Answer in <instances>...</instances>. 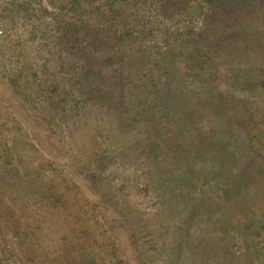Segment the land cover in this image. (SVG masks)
<instances>
[{"label": "rangeland", "instance_id": "374dc122", "mask_svg": "<svg viewBox=\"0 0 264 264\" xmlns=\"http://www.w3.org/2000/svg\"><path fill=\"white\" fill-rule=\"evenodd\" d=\"M42 3L53 9L47 0ZM33 7L34 18L19 20L15 30L0 19V43L7 30L22 39L34 36V47L43 45L37 60H48L47 77L52 78L60 56L44 51L53 44L48 19L37 2ZM191 25L197 27L199 19ZM42 33L46 40L40 44ZM249 46L263 57L264 45ZM5 54L0 60V264L68 259L104 264L111 257L123 264H264V157L246 145L243 124L250 116L241 106L248 96L252 99L255 132H263L259 106L264 93L247 92L224 77L202 80L183 73L164 81L162 73L179 68L160 59L153 67L158 88L152 105L136 114L134 123H121L111 107L92 105L51 131L2 76V65L14 64L7 50ZM218 93L229 102L221 115L225 102L209 101ZM154 125L169 134V141L162 161L149 164L133 141ZM199 140L224 144L225 170H213L208 154L201 171L191 173ZM96 152L103 154L104 163L105 154L110 159L104 196L91 176L97 172L92 162ZM177 152L182 156L177 158ZM199 181L206 185L190 188ZM234 181L244 185L228 194ZM160 224L164 229L153 232Z\"/></svg>", "mask_w": 264, "mask_h": 264}, {"label": "trees", "instance_id": "16d2710c", "mask_svg": "<svg viewBox=\"0 0 264 264\" xmlns=\"http://www.w3.org/2000/svg\"><path fill=\"white\" fill-rule=\"evenodd\" d=\"M47 1L52 10L43 5L42 0L0 3V19L7 22L8 29L15 30L19 20L26 22L34 18L33 4L37 2L40 14L48 19L53 42L51 49L44 51H55L60 56L53 77H47L48 60L43 63L37 60L43 52L41 42L46 40V33L41 34V45L34 47L33 30L30 33L33 37L29 39L7 30L0 43V60L6 57L7 50L14 64L8 61L2 65V76L13 94L51 131L71 122L75 115L92 105L111 107L121 123H134L135 115L146 113L145 107L152 105L153 92L158 88L153 67L160 59L179 68L170 75H166L168 71L162 73L164 81L182 78L183 73L202 80L224 77L242 90L264 93V55L256 56L249 46L251 42L264 45V0ZM195 19H199L197 27L191 25ZM99 60L103 65L95 63ZM219 100L225 102L224 107L221 105V115L227 112L229 102L220 93L209 101L218 103ZM248 100L241 105L250 116L243 124L245 142L250 151L264 157V131L255 132L257 128L251 119L255 111L252 113L249 96ZM259 111H264V99ZM152 127L154 129L139 133L133 144L149 164H158L165 148L167 150L169 134H161L155 125ZM199 143L191 173L201 171V161L209 160L203 155L208 154L212 157L213 170H225L224 144L213 145L203 140ZM201 144L206 149L199 152ZM180 156L182 154L177 152L176 157ZM217 156H221L220 162ZM92 159L97 172L91 176L104 196L109 191L104 169L110 159L105 154L104 163L103 154L97 152ZM5 162L10 164L11 161L6 159ZM104 177L102 185L100 181ZM200 185L204 187L205 181L194 183L190 188ZM243 185L234 181L231 188H227L228 194L239 192ZM124 202L128 204L127 200ZM251 225L250 220L248 226ZM158 228L153 232L164 226L160 224ZM130 229L131 226L127 228ZM130 234L134 236V232ZM110 259L104 264H123L116 257ZM77 262L80 264L68 259L60 264Z\"/></svg>", "mask_w": 264, "mask_h": 264}]
</instances>
